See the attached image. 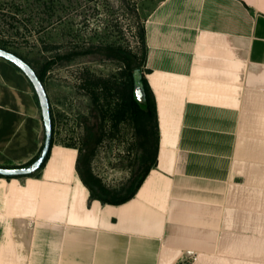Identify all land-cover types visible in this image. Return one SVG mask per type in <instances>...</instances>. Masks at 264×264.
Returning <instances> with one entry per match:
<instances>
[{
    "label": "crops",
    "instance_id": "0c3cea01",
    "mask_svg": "<svg viewBox=\"0 0 264 264\" xmlns=\"http://www.w3.org/2000/svg\"><path fill=\"white\" fill-rule=\"evenodd\" d=\"M145 30L155 165L120 204L90 198L63 144L35 175L0 176V264H264V0H160ZM44 134L32 83L0 57V166Z\"/></svg>",
    "mask_w": 264,
    "mask_h": 264
},
{
    "label": "rangeland",
    "instance_id": "374dc122",
    "mask_svg": "<svg viewBox=\"0 0 264 264\" xmlns=\"http://www.w3.org/2000/svg\"><path fill=\"white\" fill-rule=\"evenodd\" d=\"M44 0H0L2 32L0 39L10 41L33 62H43L44 43L58 42H121L133 49L138 47V19L131 10L118 8L119 0H107L91 15L87 9L89 0H63L64 7L58 11L62 16L57 21L45 13ZM95 0H91L93 4ZM136 3L140 22L150 14L160 0H132ZM11 16H15L14 20ZM90 16V17H89ZM19 26L20 33L4 32L8 25ZM90 69L98 78L111 77L117 83L124 82V66L118 61L91 60L82 64L73 62L65 66L56 65L46 75V87L56 116V143L82 147L85 143L86 124L82 120L92 106L91 98L80 89L82 73ZM102 76V77H101ZM84 77V76H83ZM103 139L91 157V168L104 184L118 193L126 192L134 175L144 167L149 153L134 124L126 115L118 124L111 119L103 122Z\"/></svg>",
    "mask_w": 264,
    "mask_h": 264
},
{
    "label": "trees",
    "instance_id": "16d2710c",
    "mask_svg": "<svg viewBox=\"0 0 264 264\" xmlns=\"http://www.w3.org/2000/svg\"><path fill=\"white\" fill-rule=\"evenodd\" d=\"M90 1L85 2L87 9H93L90 16L98 12L100 5L107 2V0H95L93 4H90ZM119 2L118 8L126 11L132 10L138 19L139 44L136 49L127 45L125 46L121 42L111 43L100 41L96 43L69 41L68 45L58 42H53L52 44L43 42L44 48L42 53L47 52L52 55L44 57L43 62H33L22 55L16 48L10 47V41L0 39V47L17 54L29 62L45 86L47 73L56 65L65 66L76 61L85 64L90 63L93 59L99 62L107 60L118 61L124 66L125 75L123 83H117L111 77L98 78L90 69L84 70L81 76L82 82L79 87L92 100L89 114L82 118L86 124L85 143L82 147L61 143L78 149L77 170L82 181L90 190V198L99 199L103 203L110 204L124 203L134 197L157 161L159 144L156 98L146 77L149 69L145 68L147 56L145 20L147 17L141 23L139 20L140 14L137 12L135 2L132 0H119ZM43 4L45 6L44 11L48 13L49 17H55L57 21L61 20L62 16L58 11L64 7L63 0H44ZM4 15L0 14V18L1 16L4 17ZM11 17L16 20L15 16ZM2 29L0 26V33ZM4 32L18 35L20 28L19 26L11 24L5 28ZM51 113L54 126V144L57 142V124L52 105ZM128 114L134 124L136 134L140 137L145 149L149 153H147L144 167L134 175L126 192L120 194L114 188H110L103 183L101 178L93 172L90 161L103 139V122L111 119L114 124H118ZM36 158L37 156L27 164L32 163Z\"/></svg>",
    "mask_w": 264,
    "mask_h": 264
},
{
    "label": "water",
    "instance_id": "95a60500",
    "mask_svg": "<svg viewBox=\"0 0 264 264\" xmlns=\"http://www.w3.org/2000/svg\"><path fill=\"white\" fill-rule=\"evenodd\" d=\"M0 57L10 61L16 67H18L32 83L38 97L45 130L44 142L37 158L32 163L23 166H0V176L9 178L29 176L36 173L42 166H44L53 146L54 126L50 98L44 82L29 62L17 54L1 47Z\"/></svg>",
    "mask_w": 264,
    "mask_h": 264
},
{
    "label": "built area",
    "instance_id": "2783aa9c",
    "mask_svg": "<svg viewBox=\"0 0 264 264\" xmlns=\"http://www.w3.org/2000/svg\"><path fill=\"white\" fill-rule=\"evenodd\" d=\"M180 264H185L184 262L180 263Z\"/></svg>",
    "mask_w": 264,
    "mask_h": 264
}]
</instances>
